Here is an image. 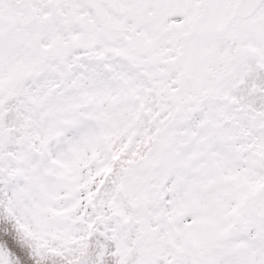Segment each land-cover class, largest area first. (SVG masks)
<instances>
[{
  "label": "snow or ice",
  "instance_id": "snow-or-ice-1",
  "mask_svg": "<svg viewBox=\"0 0 264 264\" xmlns=\"http://www.w3.org/2000/svg\"><path fill=\"white\" fill-rule=\"evenodd\" d=\"M0 264H264V0H0Z\"/></svg>",
  "mask_w": 264,
  "mask_h": 264
}]
</instances>
